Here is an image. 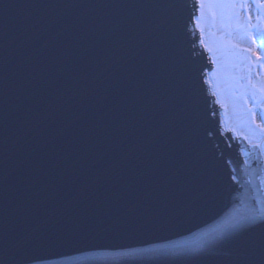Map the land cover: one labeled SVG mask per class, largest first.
<instances>
[{
  "label": "water",
  "instance_id": "obj_1",
  "mask_svg": "<svg viewBox=\"0 0 264 264\" xmlns=\"http://www.w3.org/2000/svg\"><path fill=\"white\" fill-rule=\"evenodd\" d=\"M198 6L0 0V264H264V138L224 129Z\"/></svg>",
  "mask_w": 264,
  "mask_h": 264
},
{
  "label": "rangeland",
  "instance_id": "obj_2",
  "mask_svg": "<svg viewBox=\"0 0 264 264\" xmlns=\"http://www.w3.org/2000/svg\"><path fill=\"white\" fill-rule=\"evenodd\" d=\"M202 7L209 39L221 55V72L227 80H237V93L251 108L253 127L264 138V5L202 0Z\"/></svg>",
  "mask_w": 264,
  "mask_h": 264
},
{
  "label": "bare ground",
  "instance_id": "obj_3",
  "mask_svg": "<svg viewBox=\"0 0 264 264\" xmlns=\"http://www.w3.org/2000/svg\"><path fill=\"white\" fill-rule=\"evenodd\" d=\"M199 7L197 16V29L199 33L200 48L206 52L211 61V71L206 75V83L213 91L218 105L224 109L225 113H231L232 116L227 115L228 124L227 130L235 136H242L245 140L252 144H259L261 142L257 130L253 127V120L249 112L243 109V100L236 97L235 88L224 76L222 71L221 55L218 53L216 45L209 39L207 31V23L202 7V0H196ZM245 112V113H244Z\"/></svg>",
  "mask_w": 264,
  "mask_h": 264
},
{
  "label": "snow or ice",
  "instance_id": "obj_4",
  "mask_svg": "<svg viewBox=\"0 0 264 264\" xmlns=\"http://www.w3.org/2000/svg\"><path fill=\"white\" fill-rule=\"evenodd\" d=\"M233 2H236V0H233ZM239 2L241 3V7H243L244 5H248L249 7H251L256 3H260L261 5H264V0H239ZM261 39H264V37H261ZM256 222L257 221L255 217L251 218L249 221L250 224H255ZM145 251H153V250L149 249ZM190 251L196 252L199 251V249H191Z\"/></svg>",
  "mask_w": 264,
  "mask_h": 264
}]
</instances>
